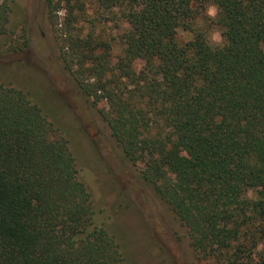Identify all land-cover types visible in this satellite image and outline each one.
<instances>
[{"label":"trees","instance_id":"obj_1","mask_svg":"<svg viewBox=\"0 0 264 264\" xmlns=\"http://www.w3.org/2000/svg\"><path fill=\"white\" fill-rule=\"evenodd\" d=\"M71 1L45 0L62 62L105 105L124 157L142 164L197 256L264 264V0H96L105 19L117 12L126 25L115 37ZM75 8L79 16L59 22V11ZM18 9L0 0V38L20 30L8 53L28 45ZM32 96L0 78V264H127L67 139Z\"/></svg>","mask_w":264,"mask_h":264},{"label":"rangeland","instance_id":"obj_2","mask_svg":"<svg viewBox=\"0 0 264 264\" xmlns=\"http://www.w3.org/2000/svg\"><path fill=\"white\" fill-rule=\"evenodd\" d=\"M15 1L19 7L16 20L27 30L28 45L21 52L8 53L7 46L13 45L20 30L12 40L0 38L1 81L31 92L44 114L63 132L97 219L123 244L126 263L209 264L196 255L187 229L143 179L142 164H133L122 154L100 115L105 105H94L65 68L57 42L60 32L48 18L45 0ZM79 2L87 20L101 21L103 36L115 37L126 27L117 12L109 15L113 19H105L96 0ZM57 14L61 22L65 17L73 21L81 12L75 8ZM87 22L78 21L74 26L86 32L90 27ZM214 32L219 31L212 28L209 41L218 45L211 40ZM178 39L182 43L188 38L179 30ZM255 195V191L248 193L251 198Z\"/></svg>","mask_w":264,"mask_h":264},{"label":"clouds","instance_id":"obj_3","mask_svg":"<svg viewBox=\"0 0 264 264\" xmlns=\"http://www.w3.org/2000/svg\"><path fill=\"white\" fill-rule=\"evenodd\" d=\"M216 13H217V8L213 5V6H210L208 9H207V15L212 17V18H215L216 16ZM211 40L216 43V44H221L222 43V40L223 38L221 37L220 33L219 32H214L211 36Z\"/></svg>","mask_w":264,"mask_h":264}]
</instances>
